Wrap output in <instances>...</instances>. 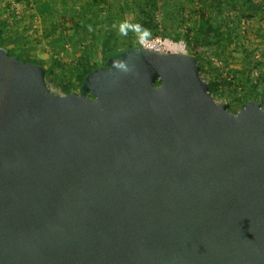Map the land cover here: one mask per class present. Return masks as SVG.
Returning a JSON list of instances; mask_svg holds the SVG:
<instances>
[{
	"label": "water",
	"instance_id": "water-1",
	"mask_svg": "<svg viewBox=\"0 0 264 264\" xmlns=\"http://www.w3.org/2000/svg\"><path fill=\"white\" fill-rule=\"evenodd\" d=\"M108 65L56 94L0 46V264H264V93L230 111L186 52Z\"/></svg>",
	"mask_w": 264,
	"mask_h": 264
},
{
	"label": "trees",
	"instance_id": "trees-1",
	"mask_svg": "<svg viewBox=\"0 0 264 264\" xmlns=\"http://www.w3.org/2000/svg\"><path fill=\"white\" fill-rule=\"evenodd\" d=\"M187 1L189 5L182 0H120L114 10L107 0H85L78 10L74 9L61 21L53 20L52 30L47 33L51 43L66 44L73 40L79 46L80 55L72 74L64 72L60 77L55 73L58 62L49 68L40 60L22 58L8 51L21 60L42 65L46 80H56L65 94L80 93L84 79L92 71L99 67L108 68L111 59L129 49L141 47L144 39L157 35L165 37L171 30L172 38L184 40L189 53L196 56L201 67L200 75L207 69L213 72L215 79L208 81L212 96L222 85L229 86L232 92L230 111L237 112L250 99L260 100L264 93V71L254 78L245 71L238 78L229 67L228 75L232 78L228 79L221 67L229 64V58L236 50L244 53L249 64L256 65V51L260 47L252 44L264 37V0ZM35 3L37 11L53 14L49 0H35ZM105 10L106 14L103 13ZM15 22L0 24V39H4L6 30L14 28ZM59 25L62 27L60 31L57 29ZM16 33L13 32L14 44L28 38V33ZM199 47L213 50L222 64L215 65L198 52ZM259 58V63L264 64V52ZM160 83L157 81L156 85Z\"/></svg>",
	"mask_w": 264,
	"mask_h": 264
},
{
	"label": "rangeland",
	"instance_id": "rangeland-1",
	"mask_svg": "<svg viewBox=\"0 0 264 264\" xmlns=\"http://www.w3.org/2000/svg\"><path fill=\"white\" fill-rule=\"evenodd\" d=\"M49 1L51 2V10L53 13L52 15L48 14L47 11H37L35 0H0V24H3V22L11 23L13 21H17L14 23L13 29H10L9 31L6 30L4 32V39H0V46L7 48L8 50H10V52H12L13 54H17L22 58L40 60L49 68L56 65L58 62L59 64L56 66L55 73L61 77L64 72L72 74L76 71L75 64L76 59L80 55V49L76 42H74L73 40L67 42L66 44H53L51 43V38L47 35V33L48 31L52 30L51 26L53 25V20L61 21L67 14H72V11L74 9L78 10L80 4H83L85 0ZM107 1L110 3L111 7L114 8V10L117 9L120 3V0ZM182 1L185 4L189 5V2L187 0ZM103 13L106 14V10L103 11ZM61 28L62 27H60V25L59 27H57L59 31L62 30ZM13 32H17L16 34L28 33V38H26L22 42L14 44L12 42V39L15 35L13 34ZM172 35L173 34H171L170 30V33L164 37L170 43L171 48L174 51L189 53L187 43L184 40H174V38H172ZM263 38L262 40H259V42H255V44H252V46L256 47L257 45L258 47H260L256 51V65L249 64L244 57V53L241 50H236L231 58H229V64L227 66L221 67L222 71L224 72L225 69L230 67L232 70H234L233 72L238 78H241L243 76V72L245 71H247L249 75L251 74L253 78L261 74V72L264 71V64L259 63L261 62L259 61V56H262V52H264ZM87 44L88 42H86L85 45ZM212 51L213 50H209L206 48H198L199 53H203V55H205L207 59H211L215 65H218V63H221V61L219 60L220 58ZM201 76L207 82L209 80L215 79L213 76V72L208 69ZM46 83L48 87L53 88L52 91L54 93L65 94L63 92V88L58 84L56 80H46ZM233 84L236 85L235 82H233ZM214 95L215 96L213 97L217 102L228 103L229 105H231L230 103L232 100V92L230 91L228 85H222L219 91ZM233 106L235 107V105Z\"/></svg>",
	"mask_w": 264,
	"mask_h": 264
},
{
	"label": "built area",
	"instance_id": "built-area-1",
	"mask_svg": "<svg viewBox=\"0 0 264 264\" xmlns=\"http://www.w3.org/2000/svg\"><path fill=\"white\" fill-rule=\"evenodd\" d=\"M146 49L152 50V51H156V52H160V53H167V52H172L174 51L171 46L170 43L167 41L166 38H164L162 35H157L154 36L152 38H146L143 40L142 42V46ZM222 63H218V65H221ZM228 68L225 69L224 74L225 76H227L228 79L232 78V75H228ZM51 91H52V87H48Z\"/></svg>",
	"mask_w": 264,
	"mask_h": 264
}]
</instances>
